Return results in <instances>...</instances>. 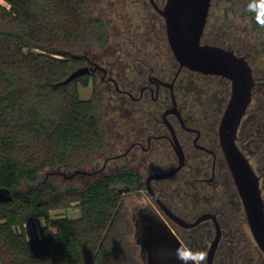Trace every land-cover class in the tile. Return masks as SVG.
<instances>
[{
  "label": "trees",
  "instance_id": "obj_1",
  "mask_svg": "<svg viewBox=\"0 0 264 264\" xmlns=\"http://www.w3.org/2000/svg\"><path fill=\"white\" fill-rule=\"evenodd\" d=\"M2 1L0 192L6 199L0 200V264H129L117 240L122 203L111 187L143 189L138 173L118 171L82 189L58 185L52 179L43 182L42 177L48 170H77L106 146L103 94L94 88L89 99L79 98L76 84L86 86L87 75L60 85L71 71L82 67L83 61L53 53L86 52L105 46L108 25L92 17L97 0ZM219 1L212 0L213 19L217 20V7L221 11L222 6ZM237 1L223 0L222 30L211 41L243 56L248 64L250 59L258 61L257 73L253 71L252 76L255 84L264 87V28L257 25L253 13L246 11L249 0H240L243 3L235 14ZM232 18L244 23L228 28L226 21ZM238 131L241 150L256 158L264 198V106L252 116L246 112ZM253 135L257 140L250 141ZM71 204L78 206L80 216L53 222L55 231L44 228L39 239L28 241L14 230L51 209ZM225 215L226 239L217 248L213 264H255V255L246 253L235 215L231 209ZM236 237L244 246L238 251L231 248L237 245Z\"/></svg>",
  "mask_w": 264,
  "mask_h": 264
},
{
  "label": "flooded vegetation",
  "instance_id": "obj_2",
  "mask_svg": "<svg viewBox=\"0 0 264 264\" xmlns=\"http://www.w3.org/2000/svg\"><path fill=\"white\" fill-rule=\"evenodd\" d=\"M166 1H124L122 10L129 14H126L129 28L120 36L116 48L104 61L82 58V66L88 69V81L99 78L112 119L119 126L112 151H106V140L105 148L86 164L91 165L92 171L82 174L97 176L98 180L118 171L138 173L145 189L143 196L148 200L135 209L134 236L146 264H154L153 248L159 239L165 242L163 250L174 253L176 249L169 235L162 231L159 235V226L153 225L150 216L159 219L182 245L194 251H204L205 244L212 238L211 243L215 236L213 220L201 221L191 228L182 227L170 219L161 205L189 224L201 215L214 216L220 229L214 261L217 248L226 239L225 212L231 209L238 222L239 212L243 211L234 185V193L228 185V170L217 132L229 99L230 83L219 76L179 67L167 43L164 20L156 10H161ZM219 3L222 6L221 11L217 7L220 18L217 20L213 19L215 9L212 10L210 2L200 44L213 45L210 39L222 30L220 23L226 6L223 0ZM124 187L129 186H121ZM130 193H142V189L130 188L127 194H114L122 199ZM158 255L162 264H181L174 255L167 259L163 252L162 257Z\"/></svg>",
  "mask_w": 264,
  "mask_h": 264
},
{
  "label": "water",
  "instance_id": "obj_3",
  "mask_svg": "<svg viewBox=\"0 0 264 264\" xmlns=\"http://www.w3.org/2000/svg\"><path fill=\"white\" fill-rule=\"evenodd\" d=\"M210 2L211 0H167L161 10L155 8L164 20L167 43L179 67L187 68L202 75L219 76L230 83L229 99L218 124V141L227 170L241 201L247 227L254 243L260 252L264 254V198L261 195L259 177L255 174L251 163L236 143L239 125L251 102L254 86L252 70L243 56H238L233 51L221 46L200 44ZM54 54L73 59L80 58V56H73L64 51H57ZM87 73V67H78L71 71L60 82V85H67ZM78 173L82 172L74 171L67 178H72ZM153 177L161 178L164 176ZM111 191L117 194H127L130 192V188H112ZM151 196L157 201L152 193ZM4 199L6 198L0 192V200ZM161 208L171 220L186 228H191L207 219L213 220L215 236L207 250V264H212L220 237V229L214 216L201 215L189 224L172 215L162 205ZM150 218H153L151 221L155 227L159 226L160 236L162 232H165L166 235L170 236L175 248L182 245L171 230L167 229L166 226V228L163 227L159 219L152 216ZM163 241V238L159 239L158 247L153 248L154 264H162L158 253L161 255L163 252L162 245L165 243Z\"/></svg>",
  "mask_w": 264,
  "mask_h": 264
},
{
  "label": "rangeland",
  "instance_id": "obj_4",
  "mask_svg": "<svg viewBox=\"0 0 264 264\" xmlns=\"http://www.w3.org/2000/svg\"><path fill=\"white\" fill-rule=\"evenodd\" d=\"M124 1H128V0H97V3L93 6L92 17L98 20H101L107 23L108 25L109 39L104 47L99 48V49L94 48L86 52H78V53L69 52V53L73 56H80V59L86 56L91 59L95 58V60H98V61L100 60L104 61V59H106L112 53L113 49L116 48L117 42L120 39V36H122L129 28L127 26L128 22H126V19H127L126 14L128 13L122 10V5ZM0 3L3 4V1L0 0ZM235 3L236 4L233 7L234 9L233 11L235 14H237L240 11V7L243 2L238 0ZM236 21L233 18L229 19L226 21L228 23V24L226 23V26L228 28H237L238 25L244 23V22L242 23V20H239L240 21L239 23H237ZM215 38L213 37V39ZM243 42H245L244 39H243ZM57 51H60V50H53V53ZM254 60L255 59H250L249 66L252 70V73L253 71L254 73H257V68L260 63ZM94 80L95 82H93V80L91 82L88 81V84H86V86H82L81 83L76 84L78 96L80 99L82 100L89 99L92 95L94 88H98L99 91L102 93L103 89L100 87L99 78H96ZM260 106H264V87H262L258 83L255 84L254 82V86H253L252 94H251V102L246 110V112H248V116H252L257 111L258 107ZM101 109H102V126H103V130L106 136L107 145H108L107 146L108 149H106V151L108 150L112 151V148L114 147V143L117 141L118 134L116 132V129L119 126L117 122H115V119H112V113L110 110V106L106 98H104V96H103ZM244 118H245V115L242 119ZM238 132H237V137H238ZM251 139L257 140V137L253 135L252 138H249L250 141H252ZM240 145L241 144L240 143L238 144L237 142V146L241 150ZM244 147L246 148L247 153L250 152V149L248 148L249 146H247V141L244 143ZM249 155H245V156L251 163V166L255 174L259 176L260 173H259V168L256 163V158L253 156L251 157ZM99 166L100 164L96 166V168L94 169H97ZM91 169H93L91 165L90 166L84 165L83 167H80L79 169L73 170V171H65L61 169L48 170L42 175L43 182H47V180L52 179V182L58 185H65V186L67 185V186H72L75 188L82 189L90 185L93 181H95L97 176L89 177V176L83 175L82 173H78L69 179L67 178V176H69L74 171L91 172L92 171ZM226 178L228 181V185L230 187V191L234 193V188L232 186L233 182H232L231 176L228 171L226 173ZM261 181L262 180L259 178L260 188H261ZM116 187L121 188L120 185ZM143 190L145 189L144 188L142 189V193H130L129 195L124 196L122 197V199H120L122 203L121 205L122 222L120 223L118 227L117 240L123 246L124 257L129 264H146L144 260L141 258L140 252H139L140 248L138 244H136L135 242V236H134L135 226L133 224V216H134L135 209L138 206L139 207L144 206L145 202H147L148 200L146 197L143 196L144 195ZM79 216H80V210L76 204H71L69 207H57V208L49 210L47 214L43 217H35L30 221H26L20 225L15 226L14 230L17 233L24 235V237L28 241L36 240L40 238L41 230L44 228H48L51 231H55V228L52 227L53 222L61 220V219H76ZM237 219H238V226L240 227L244 235L243 239H244L245 249L247 250L246 253H249V255H253V256L255 255L256 261H258V262H255V264H264V259H258L264 256V254L260 253V250L258 249V247L256 246V244L254 243L252 239V236L247 227L245 219L243 218L242 209L239 212ZM213 234L214 233H212V237H213ZM239 238L240 237H236V240L234 241V243H237V245L231 246L232 249L233 248L237 249V251H238L239 246H243ZM211 239L212 238H210L209 241L204 246V251L206 252L209 247ZM235 253L238 254L237 252ZM236 257L237 256L235 255L234 258ZM248 259L249 258L246 257L245 260H248Z\"/></svg>",
  "mask_w": 264,
  "mask_h": 264
},
{
  "label": "clouds",
  "instance_id": "obj_5",
  "mask_svg": "<svg viewBox=\"0 0 264 264\" xmlns=\"http://www.w3.org/2000/svg\"><path fill=\"white\" fill-rule=\"evenodd\" d=\"M246 11L253 13L257 25L264 28V0H249ZM169 255H174L181 264H207L208 253L203 250H193L186 244L177 247L174 251L163 250V257L167 259Z\"/></svg>",
  "mask_w": 264,
  "mask_h": 264
}]
</instances>
